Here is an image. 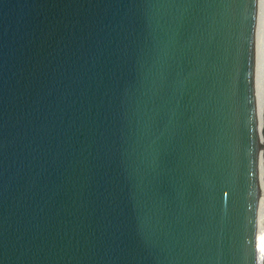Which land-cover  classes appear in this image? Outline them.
Returning <instances> with one entry per match:
<instances>
[{
    "label": "water",
    "instance_id": "1",
    "mask_svg": "<svg viewBox=\"0 0 264 264\" xmlns=\"http://www.w3.org/2000/svg\"><path fill=\"white\" fill-rule=\"evenodd\" d=\"M0 264H264V0H0Z\"/></svg>",
    "mask_w": 264,
    "mask_h": 264
}]
</instances>
